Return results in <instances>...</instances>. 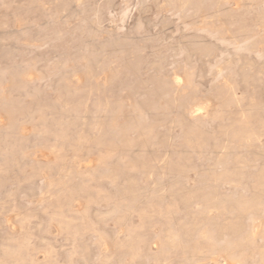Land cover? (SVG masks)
<instances>
[{"label":"rangeland","instance_id":"rangeland-1","mask_svg":"<svg viewBox=\"0 0 264 264\" xmlns=\"http://www.w3.org/2000/svg\"><path fill=\"white\" fill-rule=\"evenodd\" d=\"M263 146L264 0H0V264H264Z\"/></svg>","mask_w":264,"mask_h":264},{"label":"bare ground","instance_id":"bare-ground-1","mask_svg":"<svg viewBox=\"0 0 264 264\" xmlns=\"http://www.w3.org/2000/svg\"><path fill=\"white\" fill-rule=\"evenodd\" d=\"M86 72H87V70H86ZM89 73H90V71H89ZM88 74V73H87ZM91 74V73H90ZM177 78V77H176ZM178 81H180V80H178ZM177 82V81H176ZM178 86V85H177ZM176 86V87H177ZM179 89V88H178ZM105 107V106H104ZM201 109V108H200ZM199 109V110H200ZM65 110V109H64ZM115 110V109H114ZM208 110V109H207ZM184 111V110H183ZM243 111V110H242ZM65 112V111H64ZM102 112H104V110L102 111ZM92 113V112H91ZM65 114V113H64ZM68 114V113H67ZM94 114H95V112H94ZM183 114V113H182ZM99 115H101V114H99ZM92 116V115H91ZM96 116V115H95ZM88 117H89V115L86 113L83 117H82V120H83V122H85L87 119H88ZM101 118H102V116H101ZM187 118H189V116L187 117ZM94 119H98V118H94ZM183 119V118H182ZM102 120V119H101ZM186 120V118L184 119V121ZM189 121V120H188ZM90 122V121H89ZM95 122V121H94ZM98 122H99V120H98ZM182 122H183V120H182ZM87 123V122H86ZM92 123V122H91ZM79 124V123H78ZM89 124V123H88ZM90 125V124H89ZM92 125V124H91ZM98 125V124H97ZM190 125V124H189ZM188 125V126H189ZM3 128V127H2ZM88 128V127H87ZM100 128V127H99ZM244 128V127H243ZM90 129H92V127H89V129H87L88 131H90ZM94 130H91V132H93ZM86 132V131H85ZM244 132H245V130H244ZM248 132V131H247ZM55 133V132H54ZM60 133V132H59ZM59 133L57 134L58 136H59ZM85 134V133H84ZM94 134V133H93ZM93 134H91L92 136H93ZM86 135V134H85ZM89 135V134H88ZM88 135H86V136H88ZM96 135V134H95ZM79 136H81V134L79 135ZM91 136V137H92ZM246 136L248 137V135L246 134ZM3 137V136H2ZM53 137V136H52ZM55 137V136H54ZM89 137V136H88ZM96 137V136H95ZM98 137H99V135H98ZM251 137V136H250ZM58 138V137H57ZM87 138V137H86ZM86 138H84L85 140H86ZM78 139V138H77ZM88 139H90V138H88ZM87 139V140H88ZM95 139H97L98 140V138L96 137ZM87 140L85 141V142H87ZM254 140V139H253ZM252 140V141H253ZM76 141V140H75ZM74 141V142H75ZM73 143V142H72ZM76 143V142H75ZM81 143V142H80ZM98 144V143H97ZM85 146V145H84ZM84 146H83V148H84ZM72 147H73V144H72ZM92 147V146H91ZM264 147V146H263ZM262 147V148H263ZM82 148V149H83ZM87 148V147H86ZM86 148H84V150L86 151ZM56 150L58 149V148H55ZM76 149V148H75ZM59 150H62V148H59ZM78 150H81V149H78ZM263 150V149H262ZM262 150H260L261 152H262ZM74 151V150H73ZM68 152V151H67ZM254 152H256V151H254ZM66 153V152H65ZM257 153H259L258 151H257ZM68 154V153H67ZM82 154V153H81ZM84 154V153H83ZM102 155V154H101ZM99 157H100V155H99ZM64 158V157H63ZM78 159V158H77ZM100 159V158H99ZM105 159V158H104ZM104 159H103V161H104ZM97 160H98V158H97ZM102 161V162H103ZM35 162H37V161H35ZM52 162V161H51ZM64 162H68L69 164H74L75 163V160L74 159H72V158H65L64 159ZM101 162V161H100ZM67 164V163H66ZM51 165H52V163H51ZM65 165V164H64ZM39 166V165H38ZM60 166V165H59ZM114 166V165H113ZM144 166V165H143ZM47 167V166H46ZM42 168H44V167H42ZM60 168V167H59ZM146 169H147V166L145 167ZM148 168H149V166H148ZM52 169V168H51ZM50 169V170H51ZM70 169V168H69ZM48 170V169H47ZM59 173V172H58ZM73 174V173H72ZM75 174V173H74ZM31 175H33V174H31ZM66 175V173L65 172H62L60 175H59V179H61V178H63L64 176ZM79 175V174H78ZM67 176V175H66ZM57 178V177H56ZM58 179V180H59ZM53 180H54V178H53ZM59 182V181H58ZM63 182V181H62ZM61 184V183H60ZM130 184V183H129ZM131 188V187H130ZM129 188V189H130ZM74 191V190H73ZM153 191V190H152ZM76 192H78V191H76ZM130 192V191H129ZM134 193V192H133ZM55 194V193H54ZM74 194V193H73ZM61 195V194H60ZM135 195V194H134ZM128 196H131L130 194L128 195ZM133 197V196H132ZM71 199V198H70ZM65 203H66V201H65ZM66 205V204H65ZM67 206V205H66ZM69 209V208H68ZM70 212V211H69ZM59 213V212H58ZM60 216V215H59ZM64 218V217H63ZM68 219H69V216H68ZM72 219V218H71ZM70 221V220H69ZM68 224V223H67ZM264 226V225H263ZM66 231V230H65ZM257 232V231H256ZM177 243V242H176ZM169 244V243H168ZM26 249V248H25ZM197 249H198V247H197ZM227 250V249H226ZM225 250V251H226ZM9 252V251H8ZM13 253V252H12ZM201 253V252H200ZM203 253H205V252H203ZM22 254V253H21ZM207 255H209V254H207ZM3 256H4V254H3ZM193 257V256H192ZM200 257V256H199ZM213 261V260H212ZM33 264V263H32Z\"/></svg>","mask_w":264,"mask_h":264}]
</instances>
